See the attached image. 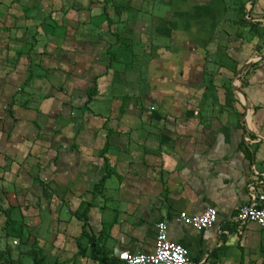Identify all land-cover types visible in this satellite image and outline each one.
<instances>
[{"label": "crops", "instance_id": "0c3cea01", "mask_svg": "<svg viewBox=\"0 0 264 264\" xmlns=\"http://www.w3.org/2000/svg\"><path fill=\"white\" fill-rule=\"evenodd\" d=\"M229 1L153 0L154 14L144 13V27L156 30L161 41L155 62L144 68L151 89L147 103L158 113L119 114L120 103L113 102L109 115L89 113L71 121L57 114L64 111L58 102L41 101L30 87L36 94L29 108L18 100L14 119L0 118V199L10 202L17 226L33 233L54 264L81 260L82 229L74 211L83 208L87 232L96 237L92 248L105 253L107 264H122V251L151 253L160 221L168 223L169 238L188 250L193 264H264V232L255 224L240 228L230 222L249 202V185L264 175V59L235 113L224 111L209 126L199 118L206 49L227 17ZM246 17L264 22V0L251 1ZM240 106L241 127L235 115ZM105 162L115 173L107 176ZM206 207L217 212L209 230L172 220L178 212L198 214ZM10 220L0 212L1 231Z\"/></svg>", "mask_w": 264, "mask_h": 264}, {"label": "rangeland", "instance_id": "374dc122", "mask_svg": "<svg viewBox=\"0 0 264 264\" xmlns=\"http://www.w3.org/2000/svg\"><path fill=\"white\" fill-rule=\"evenodd\" d=\"M59 1L0 0V118L14 119L18 100L29 108L31 94H36L30 87L38 90L41 101L58 102L64 111L57 114H66L71 121L101 112L109 115L113 102L120 103L119 114L158 113L153 103H147L151 89L144 73L155 62V47L161 43L156 30L144 27V21H149L144 13L152 9L154 14L153 0L145 5V0H134L139 4L133 0ZM251 1L227 2V17L206 49L204 84L199 90L203 104L199 118L205 125L220 120L224 111L235 113L242 90L261 64L264 22L246 17ZM4 17L8 20L3 22ZM22 93L28 96L22 99ZM241 107L235 114L239 127L244 124ZM108 126L104 130L111 132ZM105 171L107 176L115 173L106 162ZM100 191L101 184L96 189ZM8 204L0 199V212L13 219L0 230V264H54L35 245L33 233L17 226ZM74 214L83 243L77 242L81 260L75 264H107L105 253L92 248L96 237L87 232V209Z\"/></svg>", "mask_w": 264, "mask_h": 264}, {"label": "built area", "instance_id": "2783aa9c", "mask_svg": "<svg viewBox=\"0 0 264 264\" xmlns=\"http://www.w3.org/2000/svg\"><path fill=\"white\" fill-rule=\"evenodd\" d=\"M263 186L264 175L263 178L249 185V202L241 206L231 217L232 224L241 228L251 223L264 232V192L260 190ZM172 220L175 224L188 226L200 232L214 227L217 212L213 207H206L198 214L181 211L176 213ZM16 244L17 242L14 241L13 245ZM117 258L122 264H193L189 259L188 250L169 238L166 221L156 224L154 248L151 253L122 251Z\"/></svg>", "mask_w": 264, "mask_h": 264}, {"label": "water", "instance_id": "95a60500", "mask_svg": "<svg viewBox=\"0 0 264 264\" xmlns=\"http://www.w3.org/2000/svg\"><path fill=\"white\" fill-rule=\"evenodd\" d=\"M252 1H254V0H252ZM261 59H264V55H263V56H261L260 60H261Z\"/></svg>", "mask_w": 264, "mask_h": 264}, {"label": "trees", "instance_id": "16d2710c", "mask_svg": "<svg viewBox=\"0 0 264 264\" xmlns=\"http://www.w3.org/2000/svg\"><path fill=\"white\" fill-rule=\"evenodd\" d=\"M97 187H98V186H96V188H95V189H97Z\"/></svg>", "mask_w": 264, "mask_h": 264}]
</instances>
